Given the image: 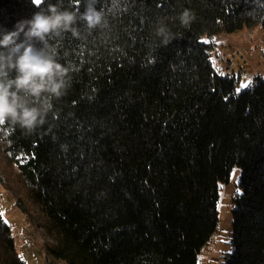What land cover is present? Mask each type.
I'll return each mask as SVG.
<instances>
[{
	"label": "trees",
	"instance_id": "obj_1",
	"mask_svg": "<svg viewBox=\"0 0 264 264\" xmlns=\"http://www.w3.org/2000/svg\"><path fill=\"white\" fill-rule=\"evenodd\" d=\"M80 7V0H59ZM57 0H43L40 8ZM105 26L49 41L66 94L33 133L0 128L62 264H198L215 234L221 185L241 171L223 264H264V78L214 71L219 34L260 26L264 0H100ZM189 10L188 25L179 17ZM34 0H0V27ZM163 27V35L158 29ZM0 187L11 191L0 171ZM20 208V203L17 201ZM0 264H26L0 213Z\"/></svg>",
	"mask_w": 264,
	"mask_h": 264
},
{
	"label": "clouds",
	"instance_id": "obj_2",
	"mask_svg": "<svg viewBox=\"0 0 264 264\" xmlns=\"http://www.w3.org/2000/svg\"><path fill=\"white\" fill-rule=\"evenodd\" d=\"M43 0H41V3ZM80 7H63L48 3L30 19L18 21L12 30L0 27V128L19 126L27 134L42 127L53 111V99L66 94L69 68L58 62L49 41L64 33L80 38L81 29L91 32L105 26L100 0H80ZM193 18L189 10L180 14L188 25ZM165 29H158L163 35Z\"/></svg>",
	"mask_w": 264,
	"mask_h": 264
},
{
	"label": "rangeland",
	"instance_id": "obj_3",
	"mask_svg": "<svg viewBox=\"0 0 264 264\" xmlns=\"http://www.w3.org/2000/svg\"><path fill=\"white\" fill-rule=\"evenodd\" d=\"M207 43L212 46L216 59L226 58L236 51L240 52L242 57L235 60L233 72L239 74V89L249 81L243 77L246 73L251 75L252 81L264 78V30L260 26L229 35L219 34ZM0 171L11 190L0 187V213L10 227L19 256L26 264H62L48 253L47 249L52 246V241L43 229L44 217L28 197L15 168L1 158ZM240 175V169L234 168L229 182L221 185L217 229L202 249L198 264H223L224 258L231 252L232 199L239 191Z\"/></svg>",
	"mask_w": 264,
	"mask_h": 264
},
{
	"label": "built area",
	"instance_id": "obj_4",
	"mask_svg": "<svg viewBox=\"0 0 264 264\" xmlns=\"http://www.w3.org/2000/svg\"><path fill=\"white\" fill-rule=\"evenodd\" d=\"M208 45H210V44L208 43ZM210 57L212 60V65H213L214 71L217 74H219L220 76L225 77V78L236 77L238 79V83L240 82L239 74L236 75L233 73L235 71V60L237 58L241 59V57H242V55L240 54L239 51H236V52L230 54L226 58L216 59V57L214 56V51L212 49V46L210 45ZM243 77L247 80L252 81V77L248 73H246ZM255 83H256V81H252L251 85L248 86V88L252 89L253 86L255 85Z\"/></svg>",
	"mask_w": 264,
	"mask_h": 264
},
{
	"label": "snow or ice",
	"instance_id": "obj_5",
	"mask_svg": "<svg viewBox=\"0 0 264 264\" xmlns=\"http://www.w3.org/2000/svg\"><path fill=\"white\" fill-rule=\"evenodd\" d=\"M34 3L37 4V5H39V4L41 3V0H34ZM251 83H252V82H251L250 80L247 81L246 83H244V84L241 85V89L250 86Z\"/></svg>",
	"mask_w": 264,
	"mask_h": 264
}]
</instances>
